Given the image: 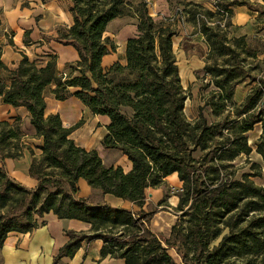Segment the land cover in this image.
I'll list each match as a JSON object with an SVG mask.
<instances>
[{"label": "trees", "instance_id": "16d2710c", "mask_svg": "<svg viewBox=\"0 0 264 264\" xmlns=\"http://www.w3.org/2000/svg\"><path fill=\"white\" fill-rule=\"evenodd\" d=\"M177 1L184 6L177 14L204 35L208 46L204 70L213 88L195 119L185 113L190 93L174 49L176 29L156 20L145 0H72L74 23L60 26L56 37L45 36L78 51L79 60L68 75L58 74L52 54L34 60L23 55L12 70L3 61L0 42V72L8 73L0 78V98L26 108L36 136L43 139L37 155L25 142L20 116L0 120V249L10 232H29L53 212L91 224L89 233L67 231L69 240L55 263L74 256L83 241L100 238L101 256L121 258L125 264H177L169 250L178 247L192 264H264V187L252 179L255 173L236 177L233 170L240 155L249 160L253 148L248 132L259 123L263 132L257 153L264 162V60L248 45L247 36L228 35L234 6L258 11L262 27L264 3L215 0L214 9H208ZM126 16L136 19L138 30L127 40L126 63L104 68V56L115 49L107 35L109 24ZM243 82L253 87L238 103L236 88ZM51 85L58 100L74 96L94 115L109 117L101 143L126 155L132 162L129 171L105 164L96 149L78 145L71 136L78 124L68 127L59 113L45 114V92ZM25 150L33 156L29 174L38 181L35 189L16 182L5 167V159L21 158ZM173 173L182 187L179 221L170 237L150 230L151 213L93 206L78 197L83 178L104 194L143 207L147 190L160 187Z\"/></svg>", "mask_w": 264, "mask_h": 264}, {"label": "crops", "instance_id": "0c3cea01", "mask_svg": "<svg viewBox=\"0 0 264 264\" xmlns=\"http://www.w3.org/2000/svg\"><path fill=\"white\" fill-rule=\"evenodd\" d=\"M139 1L140 0H137L135 2ZM145 1L148 3L150 0ZM165 1L166 3L168 2L167 0ZM251 1L264 3L263 0ZM24 2L25 0H0V31L8 32L9 28L15 30L14 45L6 43L3 46V61L13 70L23 59V55H27L33 60L52 54L57 56L58 74H70L72 72V65L79 60L78 51L72 45H66L58 40H48L45 36L56 37L57 30L60 26L68 27L74 23L73 14L70 10L72 0H47L45 1V3H47V9H42V11L36 10L38 2L41 4L44 3L42 0H31L30 4L34 6H31L30 8L24 6ZM34 10H36V12ZM37 17H39V20H36ZM258 19L259 13L253 8H250L247 5L234 6L232 25L229 28L231 35L237 37L243 35L247 37L261 36L264 30L260 27L261 24L257 23ZM122 21L124 22L122 24L124 26L120 28L121 30H119L118 33L113 34L112 38L110 37L115 44V49L109 51L108 54L104 56V68H110L117 61L123 64L126 63L125 51L127 40L138 32L136 22L133 20H127L125 17L114 19L109 24V27L114 22ZM28 33L29 39L24 40V36ZM177 39L178 36L176 35L174 39V49L178 45L176 42ZM203 39L204 38L201 36L200 40L203 41ZM203 43L206 46L204 52L205 57L206 52L208 51V46L205 43V40ZM243 83L246 84V82ZM240 85L241 84L237 86L235 93V100L237 102L243 101L248 93L246 91L243 93L240 92ZM50 87L51 89H49V92L46 95L47 107L45 114L59 113L65 126L70 127L76 125L81 117L78 116L75 118L74 116L69 115L64 110L68 99L58 100L53 93L55 86L51 85ZM19 116L22 118V130L25 135V140L28 141L25 142L34 149V152L37 155H39L41 149L38 146L43 144V139L36 136V129L31 124L29 111L24 107H14L11 104L4 103L2 98H0V120L14 121L16 117ZM95 116L104 120V126L107 133L106 126L110 122L109 117L103 115ZM75 131L76 129L71 136L76 143L90 150L96 149L103 158L105 164L122 166L126 172L132 168V162L126 155H123L121 151L104 148L102 143L78 142L74 137ZM32 140L37 143H31ZM32 157L31 152L25 150L23 157L18 159L7 158L4 163L12 179L27 188L35 189L38 181L29 174ZM1 165L2 163L0 162V166ZM170 177L177 179L179 187H182V183L179 180L177 173L171 174L166 180ZM78 186V197L81 199H88L93 206L108 204L115 208L131 210L134 213L142 210V207L129 200L111 194H104L99 189H94L83 178L79 180ZM155 190L158 189L155 188ZM96 198H98L97 201H94ZM162 198L163 193L157 195L154 193L149 194L148 200H146L143 209L146 210L147 206L151 204L157 206L161 205ZM164 219H168V217L159 215L155 220H151L149 227L152 232L157 234L162 233V235L169 237L172 224H174L175 221L170 222V224L167 223L166 225ZM90 230L91 224L88 222L78 219L59 218L53 212L47 213L41 218L39 226L35 227L33 230L25 233L17 231L9 233L0 249V264H125L124 259H116L109 256L103 258L101 256L104 241L100 238L92 241H83L81 247L75 252L74 256H65L57 263L54 262L60 248L69 240L67 231L89 233Z\"/></svg>", "mask_w": 264, "mask_h": 264}, {"label": "rangeland", "instance_id": "374dc122", "mask_svg": "<svg viewBox=\"0 0 264 264\" xmlns=\"http://www.w3.org/2000/svg\"><path fill=\"white\" fill-rule=\"evenodd\" d=\"M30 1L31 0H25L24 6L29 8L31 6H34L30 4ZM132 1L135 2L137 0ZM183 1L200 3L205 8L214 9L213 4L215 0ZM37 4L39 7V9L38 7L36 8L37 11L47 9V3L44 2L43 4H41L40 2H38ZM148 4L150 14L156 20L164 21L166 24H169L176 29L178 36L176 42L178 45L175 48V53L180 68L183 85L190 93V96L186 101L185 113L190 119L198 118L199 106L204 104L203 97H205L213 88L212 84L209 85L211 76L206 75L204 70L205 60L208 53L207 51L204 57L206 46L203 43L204 39L203 41L200 40V37L202 36L204 38V35L200 32L195 31L194 26L192 25V23L187 21L186 17H182L181 15L177 14L178 9H184V6L178 3L177 0L174 1L173 4L169 3V1L166 3L165 0H150ZM36 10L34 11L36 12ZM125 19L133 20L136 22V19L131 16H126ZM36 20H39V17H37ZM123 23V21L112 23L109 27L107 35L112 38V35L118 33L119 30H121L120 28L124 26L122 25ZM262 27L264 28V26ZM14 34L15 30L10 28L8 29V32L0 31V42L3 44V46L6 43L14 45ZM228 35L230 37H233L230 33V30H228ZM28 39L29 33L24 36V40ZM247 42L251 48L260 52L259 57L260 59L264 60V31L259 37H247ZM7 75L8 73L6 71L0 72V78H4ZM252 87L253 86L248 87L247 82L246 84L242 83L240 85V92H249ZM49 89H51V87L47 88L45 92L46 95L49 92ZM67 99L68 101L66 102L64 110L69 115L74 116L75 118L78 116L81 117V119L77 122L79 126L76 128L74 134L76 140L81 143H101V140L106 133L104 120L93 115L90 110L74 96H70ZM205 114L210 121H213L215 119L210 108H207L205 110ZM262 132V123L256 124L254 126V129L248 132L249 144L252 146L253 152L251 153L249 160L247 159V155H240L235 161V167L233 170H235L236 177H241V175L245 172L255 173L252 179L256 182V184L264 187V162L261 155L257 153V143L260 141ZM25 141L28 142L27 140ZM31 143L37 142L32 140ZM157 189L158 190H155V188H149L147 190L146 200H148L149 194L154 193L155 195H157L163 193V198L161 200L162 202L160 201L161 205L157 206L151 204L147 206L146 210H144L142 207V212L137 211L136 213H151L150 223L151 220H155V218H157L159 215L168 217V219H164V223L166 225L167 223L170 224V222L172 221H175L174 224L177 223L179 221L180 212L176 211V206L178 205L179 194L181 192V188L178 185L177 179H173V177H170ZM97 199L98 198H96V200L94 201H97ZM174 224H172V226ZM159 234L162 235V233ZM171 235L172 232L170 233V236ZM182 249V247L171 248L169 250V253L173 256L177 264H192L191 261H189L188 259L186 260V258L182 256ZM189 257H191V255Z\"/></svg>", "mask_w": 264, "mask_h": 264}]
</instances>
